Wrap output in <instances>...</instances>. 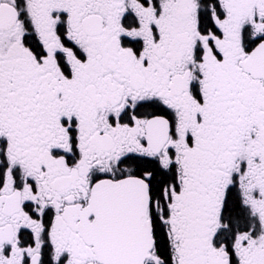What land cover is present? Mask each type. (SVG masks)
<instances>
[{
	"label": "snow or ice",
	"instance_id": "1",
	"mask_svg": "<svg viewBox=\"0 0 264 264\" xmlns=\"http://www.w3.org/2000/svg\"><path fill=\"white\" fill-rule=\"evenodd\" d=\"M0 264H264V0H0Z\"/></svg>",
	"mask_w": 264,
	"mask_h": 264
}]
</instances>
